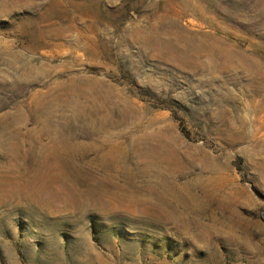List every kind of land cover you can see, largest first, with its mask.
<instances>
[{
    "label": "rangeland",
    "instance_id": "obj_1",
    "mask_svg": "<svg viewBox=\"0 0 264 264\" xmlns=\"http://www.w3.org/2000/svg\"><path fill=\"white\" fill-rule=\"evenodd\" d=\"M263 210L264 0H0V264H264Z\"/></svg>",
    "mask_w": 264,
    "mask_h": 264
},
{
    "label": "trees",
    "instance_id": "obj_2",
    "mask_svg": "<svg viewBox=\"0 0 264 264\" xmlns=\"http://www.w3.org/2000/svg\"><path fill=\"white\" fill-rule=\"evenodd\" d=\"M176 116H177V115H176ZM177 119L180 120V122H182V119L179 118L178 116H177ZM261 219L264 221V210H263V212L261 213Z\"/></svg>",
    "mask_w": 264,
    "mask_h": 264
}]
</instances>
